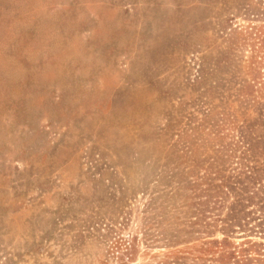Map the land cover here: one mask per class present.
<instances>
[{
    "label": "rangeland",
    "instance_id": "obj_1",
    "mask_svg": "<svg viewBox=\"0 0 264 264\" xmlns=\"http://www.w3.org/2000/svg\"><path fill=\"white\" fill-rule=\"evenodd\" d=\"M263 36L264 0H0V264H117L145 230L152 253L200 244L195 185H264ZM245 205L233 240L264 242V189L219 214Z\"/></svg>",
    "mask_w": 264,
    "mask_h": 264
},
{
    "label": "trees",
    "instance_id": "obj_2",
    "mask_svg": "<svg viewBox=\"0 0 264 264\" xmlns=\"http://www.w3.org/2000/svg\"><path fill=\"white\" fill-rule=\"evenodd\" d=\"M260 45L256 41L252 43L253 51L249 60L251 79L245 83V91L247 94H252L257 91L256 88L262 89L264 84V36L259 40ZM245 180L236 183L231 181L228 176H225L221 182L212 183L208 189H202L199 184L195 185V195L198 196L195 209V217L197 221L193 224H198V228L194 231L200 234H205V237H198L195 240L201 241L200 244L189 245V238L181 239L180 235H171L164 237L166 242V251L153 252V243L149 240H154L152 234H148L147 230L142 232L144 240L140 241L139 233L129 237H115L113 253H117V264H129L133 261L140 252V245H145L144 254L149 255V260L143 264H264V242L256 241L251 238H246L242 242L233 240L232 234L236 232V222H242L251 214L250 211L242 209L238 219L235 220L234 210L228 212L226 216L220 215L225 210L226 202H229L232 193H236L242 198H245L250 203H256V197L263 192L264 185L261 187H253L250 171H244ZM264 177V175H260ZM242 179V178H241ZM264 184V183H263ZM220 212V214H219ZM240 220V221H239ZM168 223L167 221H165ZM164 222V223H165ZM249 222L242 224L240 228L250 230ZM168 225L163 230H169ZM223 233L222 237L216 235L217 232ZM186 232V231H184ZM252 232V231H251ZM166 234H171L167 233ZM151 236V237H149ZM174 236V237H173ZM159 238V236L157 237ZM180 244H188L180 246ZM151 251V252H150Z\"/></svg>",
    "mask_w": 264,
    "mask_h": 264
}]
</instances>
